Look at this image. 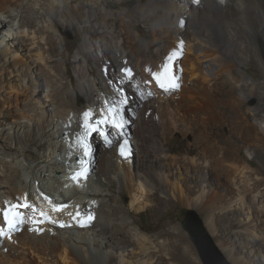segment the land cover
I'll return each mask as SVG.
<instances>
[{
	"label": "bare ground",
	"instance_id": "bare-ground-1",
	"mask_svg": "<svg viewBox=\"0 0 264 264\" xmlns=\"http://www.w3.org/2000/svg\"><path fill=\"white\" fill-rule=\"evenodd\" d=\"M74 1L79 11L86 7V2L83 0ZM188 2L190 1L188 0ZM246 2L247 0H227L226 4H220L215 0H203L200 6L194 7L192 4L184 5L175 0H148L144 4L136 5L134 9L136 15L131 14L130 9L120 10L118 14L122 20L128 22L130 19H126V16L129 18L133 15L145 20L154 19L153 33H162L165 37H172L173 49L168 51H171L176 59L182 56L177 48H186V57L190 61V66L186 70L189 72L191 83L195 84L199 78H202V81L206 83L213 78L209 75L210 73L207 74L206 71L203 73V69L195 64V61H192L194 41H192L193 39L188 42L184 41L189 31L194 37L196 35L204 36V44L196 58L203 57L201 62H206L207 68L214 74L219 75L225 68L229 71V66L235 62L239 63L238 67L244 70L242 67L253 60L258 68L264 71V58L257 46V38L264 37V24L262 28H258L259 25L250 19L254 14L249 9L252 4L257 3L254 4L256 10L260 7L264 10V0H249V6ZM58 3L59 0H0V11L7 13L6 18L0 16V34H2L0 36L2 48L0 62L4 59L7 60L8 55L14 60H22V57H26L32 63L29 69L37 70L39 65L44 64L49 67L50 71L53 70L42 50L45 47L53 51L60 42L57 36V32L60 30L54 19ZM87 3L93 4V0H88ZM13 4H22L24 9L12 12L10 8ZM101 8L102 21H105L107 17L113 18L114 11L107 5L104 4ZM196 8L199 11H196ZM48 9L53 13L50 14L51 11ZM96 16V10L93 7L82 12V31H93L102 36L101 47L116 61L119 73H124L127 83L139 94L140 99L130 104L125 102L117 105L119 113L115 119L116 123L122 127L117 128L108 123L102 125V131L107 134L106 139L105 135L100 132L88 131L86 125L94 123L102 117L107 118L109 113L106 110L113 107L108 104V101L118 96L115 94V90L108 83L104 84L95 79L90 80V70L85 63L78 59V55L74 61L78 77L77 85L88 99L87 106H80L76 102H71L70 106H66V103L73 99L74 95H78L72 79L70 87L58 84L57 80H47L45 97L51 101V104L40 103L41 100L38 99L35 100L36 102L33 101L38 104L21 111L16 123L29 127L25 135L17 127L12 133L6 131V135H10V141L15 138L20 147L14 148L6 140L0 141V223L7 231L20 232L16 237L17 244L6 243L9 252L5 253L0 250V264H57V257H60L66 264H200L198 257L194 255L188 234L179 230L178 225L172 226V221H165L160 229L149 234V231L143 229L138 223L134 224V218L132 221L130 220V216H133L131 211L140 214L146 210L150 205V200L156 195V186H160V188L167 189L164 192L168 193L170 197L164 196L158 197V200L155 199L156 203L153 206L156 212L159 208L158 204H165L170 208L177 204L191 205L195 199L197 204L193 205L206 214L204 225L212 234H215L219 222L226 220L229 213L239 211V208L235 206L237 202L233 204V201H227L228 205L224 206L225 202L222 203V197L213 196L205 188L195 198H192L183 188L185 182L187 183L191 178L195 179L191 167L202 170L200 178L204 180L202 183L206 187L215 186L216 180L223 174L224 176L228 175L230 179L234 178L231 179L232 182L237 181V185L239 184L242 188L238 194L240 203H245L248 191L260 184L263 185L264 176L257 177L255 183L251 182L256 170L248 159H244L241 147L237 146L238 143L230 142V149L234 150L237 154L236 158H240L244 163L241 165L236 162L225 164L226 155L231 156L232 153L227 152L226 155L220 153V145L211 141L213 134L210 137L204 135L208 129L207 121L204 119L195 120V122L193 120L192 122L195 124L191 125L192 123H190L189 125L192 127L187 125L185 130L193 131L197 135L196 146L193 147L190 144L182 153L168 156V152H172L171 147L166 148L165 146L169 138L165 137L166 135L156 134L159 132L160 125L157 124L153 116L146 117L145 110H142L149 106L155 108L151 98L154 97L156 89L164 91L170 86V77L168 79V74L162 73L159 69L163 51L166 48L154 50L150 47L151 42L144 40L140 43L139 48L132 52L130 49L124 48L121 31L115 26H107V29L103 30V27L95 21ZM223 33L226 36H223ZM219 35L223 37H218ZM132 37L129 38L132 39ZM89 48L88 41H86L79 47L78 53H86L85 55L89 58H94L104 75L108 71L114 72V66L109 60L104 63L98 57V52L92 54ZM3 66L0 68L3 69ZM125 68L130 69V73H126ZM168 72L174 71L170 69ZM153 73L156 75L154 76ZM218 75L217 77H219ZM217 77L218 81L220 77L219 79ZM251 79L253 78L249 74H244L241 79L231 78L232 82L240 87L243 99L256 96L255 88L243 89V86L251 83ZM228 82L230 79L227 80ZM97 91H103L104 97L97 94ZM210 92L211 90L205 87L202 92L198 93L208 100L205 103L207 108L202 103L198 105V108L211 110L219 116L220 111L212 103ZM161 93H159L160 102L158 103L164 107L165 116L162 115L164 117L161 116L158 122L167 121L171 129L175 130L180 124H184V119L187 117L183 118V114L176 109L179 105L173 98L168 99L165 104L164 99H161ZM115 100L121 101L122 99L116 98ZM2 106L0 100V108ZM45 109L52 110L50 117L45 115ZM259 110L258 106L249 107V110L245 111V118L249 119L250 114H257ZM37 111H40L42 115ZM235 111H240V108L236 107ZM54 112H58V115L55 116ZM85 112H91L93 115L86 118ZM127 113L135 118L131 126H128L126 121ZM262 121V127L253 121L244 123V130L247 134L252 131L263 134V136L253 137V145L258 149L264 147V119ZM67 130L71 132H67ZM128 133L133 136L138 146V155H135L133 165L126 164L124 161L117 162L116 152L110 150L113 144H117L121 138L127 137ZM163 138L166 139V142L163 141ZM97 139L100 141V147L96 145ZM212 140L214 142L215 139ZM215 142L217 141L215 140ZM32 144H36L38 148L42 149L47 147L49 152L36 155L31 151ZM83 145H87V155ZM194 148L199 149L197 156H193ZM247 152L253 155L251 150ZM34 158H38V161L34 162ZM84 158L90 160L92 175H95L97 180L88 186L85 184L82 190L76 188L72 194H68L66 181L75 175L76 168L81 166ZM157 159L164 163L167 162L169 166L167 167ZM260 166H264V164L260 163ZM181 168L185 171H181ZM260 168L262 169V167ZM211 172L213 173L211 174ZM179 175L186 177L181 178ZM116 183L119 187L114 194L110 191L114 189L113 186ZM252 184L254 185L252 186ZM126 192L130 196L129 207L117 201L119 197L124 201ZM113 200L116 203H113ZM24 204L29 206L23 207ZM12 205L21 206L12 209ZM61 205L66 207L61 209ZM254 209L249 206L248 211L251 215H247L249 220L241 226V230L237 231V236L243 239L249 238L250 234L253 237L251 241L255 244L254 247L258 249L256 255L259 254L264 260V251L256 246L258 241H264V227H261L260 232H255L258 212ZM5 210H9L11 227L5 220ZM17 211L22 213V217L15 216ZM262 212L264 213V211ZM41 213L45 215L42 217ZM154 216H157L155 220L159 222L161 218L159 214L156 213ZM14 220L16 221L14 222ZM18 220L22 222H17ZM25 220L53 222L55 227H59L60 230L53 236L31 234L23 230ZM70 225L82 226L87 229L79 232L66 230ZM177 229L179 242L172 243L173 249L168 248L165 255L159 254L164 252L162 251L163 246L171 244V242H167V239L173 237ZM162 238L165 239L161 240ZM176 244L179 248H176ZM220 247L235 264H249L241 257L235 258L233 249L229 248L225 241H221ZM134 254H137L136 260H133Z\"/></svg>",
	"mask_w": 264,
	"mask_h": 264
},
{
	"label": "rangeland",
	"instance_id": "rangeland-1",
	"mask_svg": "<svg viewBox=\"0 0 264 264\" xmlns=\"http://www.w3.org/2000/svg\"><path fill=\"white\" fill-rule=\"evenodd\" d=\"M83 1L86 2V7L82 8V10L79 11L77 4L74 0H59V3L57 5V9H58L57 14L54 17V19L56 20V24L61 32V33L57 32L58 33L57 36L59 37L60 42L56 45V48L53 51L45 47L42 50L46 56V59L49 61L51 68L53 69L52 71H50L49 67H47L44 64L39 65L37 70L29 69V66L32 65V63H30L29 59L28 58L26 59V57H22V60H16V59L14 60L12 58H9L8 55L7 60L4 59L0 62V67L4 65L3 69L0 68V100L2 101V105H3L2 108H0V141L6 140V142L10 143L14 148L20 147L18 146L15 138L13 141H10V135L7 136L6 131L7 133L8 131H11L12 133L17 127V129H19V131L25 135L29 127L21 123L20 124L16 123V120L19 119L21 111L25 109H29V107L38 104V102L36 104L33 102L35 100L37 101L38 99L41 100L40 103L47 102L48 104H51V101L47 100L45 97V92H47L46 83L47 80L49 79H53L55 81L57 80L58 84H63L64 86L67 85L69 87L71 86L70 83L72 79L74 86L78 91V95H74L73 99H71L69 102L66 103L67 104L66 106H70L71 102L72 103L76 102L80 106H87L88 99L85 93L80 91L77 85L78 77L74 67V61L77 55H78V59L81 60V62L85 63L87 68H89L90 80L95 79L104 84L108 83L109 86L115 90V94L118 95L116 98H118L119 100L122 99L123 101H126V104L139 101L140 99L139 94H137L131 88V86L129 85V83H127V81L124 82V80L122 79V76L117 68L116 61L113 60V58L110 57L109 54L106 53L101 47L100 42L103 41L102 36L100 34L99 35L96 34L93 31L84 32L81 29L82 12L87 10L89 7H93L97 13L95 21L98 22L99 26L103 27V30L107 29V26L110 27L115 26L117 27L118 30L121 31L123 36L124 48L130 49L132 52H135L139 48L140 43L144 40L148 41L149 43L151 42L150 47L154 50L166 48L163 51L164 54L160 62L161 65H159V69L162 73L166 72L168 74L167 76L168 79L170 77L169 79L170 86L168 89H165L164 91H162L159 88L156 89L157 94L155 93L154 97L151 98V100H153L154 102L155 108H152L154 112L152 115H149V117L151 118L153 116L157 124L160 125L159 132H157L156 134L166 135L165 137L169 138L167 143H165V146L166 148L171 147L172 152L171 151L168 152V156L175 153L178 154L182 153L186 149V147L189 146L190 144L193 147L196 146L197 135L193 131L190 130L185 131V130L187 128V125H189L190 123H192L191 125L195 124L194 123L195 120L204 119V121H207L206 123L208 124V129L206 130V133H204V135L210 137V135L213 134V138H211V141L212 143H217V145H220V153L222 154L225 153V155L227 152L232 153L231 156L226 155L227 159L225 158L226 160L225 164L236 162V164L239 163L241 165L244 163L242 160H240V158H236L237 157L236 152L230 149V142L238 143L237 146L241 147L242 149L241 152L242 156L244 157V159H248L253 164L256 170L252 176L251 182L255 183L257 177L264 176V166H260V163L264 164V147L258 149L255 145H253L254 144L253 137L263 136V134L261 132L256 133V131H252L247 134V132L244 130L245 124L249 123L250 121L257 123L262 127V122H263L262 119H264L263 118L264 71L258 68L254 60L251 62L249 61L247 65L243 66L242 68H244V70L241 69V67H238L239 63L238 64L236 62L233 63L231 66H229L230 67L229 71L225 68L224 70H221L219 75L217 74L220 77L219 79V77H217L216 74L211 72L212 70L207 68L206 62L205 63L201 62L203 60V57L196 58L200 48L204 44V36L196 35V37L198 38L197 39L189 31L187 36H185L186 38H184V41L188 42L191 41V39H193L192 41H194L193 42L195 45L194 53L192 54V57L194 58L192 61H195L194 63L203 69L204 71L203 73H205L206 71V73L207 74L210 73L209 75H211V77L213 78V80H210L209 82L207 81L206 83L202 81V78H199V80L196 82L197 84L196 83L194 84L193 82L191 83V81L189 80L190 79L189 72L188 70H186L190 66V61L187 60L186 57L187 56L186 48L176 47L179 53L182 54V56L176 59V57L172 54V52L168 51L169 49H173L172 46L174 43H171L172 37L169 36L165 37L162 33H156V34L153 33L154 19L145 20V19H140L139 16H135L137 14L134 12L136 5L144 4L148 0H127L123 2H120L119 0H99V1L93 0V4L92 3L88 4L87 3L88 0H83ZM175 1L184 5L189 4V6L191 4V2L187 3L188 0H175ZM246 3L249 6V0H247ZM104 4L107 5L108 8L114 11V16L112 19L107 17L105 21H102L101 6H103ZM254 4H252L249 8L254 14L251 15L250 19L253 22H255L257 25H259V27L257 26L258 28H262L264 24L263 22L264 10L261 7L258 10H256ZM23 9L24 7L22 4H13L10 8L12 12L22 11ZM126 9L128 10L130 9L131 10L130 13L135 14L133 16H129V18L128 16H126V19H130L129 22L122 20L118 14L120 10L124 11ZM195 10L199 11L197 8ZM52 13L53 12L51 11L50 14ZM0 16L6 18L7 13H5L4 11H0ZM0 36H2V34H0ZM223 36H226V34H224ZM223 36L219 35L218 37H223ZM105 37L106 40H108L107 36ZM129 37H132V39ZM169 38L171 41L169 40ZM86 41H88V45L90 46L89 50L91 51V53L96 54L98 52L97 54L98 57H100L104 63H106V61L109 60V62L114 66L113 67L114 72L108 71L104 75V72H102V70L100 71V68H98L96 60L94 58H89L87 55H85L86 53L85 54H83L82 52L78 53L79 47L82 44H84ZM257 46L259 48V51L261 52L262 57L264 58L263 36H259L257 38ZM217 48L220 50L218 46ZM1 50L2 48L0 46V52H1L0 54L2 55ZM170 69L176 73L174 74V72L172 73L168 72ZM176 74L178 75L176 76ZM244 74H249V76H251L253 79L250 80L251 83L249 84L247 83L248 85L243 86V89L249 90L255 88L254 89L256 91L255 97L243 99L241 96L240 87H238L237 84L232 82L231 80L232 77L241 79V77H243ZM216 77L219 79L218 81ZM228 79H230V82L227 83ZM205 87L208 90H211L210 98L212 100V103H214L217 109L220 111L219 116L215 115L216 113H214L211 110L198 108V105H200V103H202L203 106L205 105V108H207L206 107L207 105L205 103H207L208 100H206V98H204L203 95L200 94L198 95V93L202 92V90ZM169 89L170 91H168ZM159 93L162 94L161 99H164L165 104H167L168 99L170 100L173 98L175 100V103L179 105L178 106L179 108L177 107L176 109L179 111V113L181 112L183 114V118L187 117L184 119V124L183 125L180 124L179 127H177L175 130L171 129L167 121L166 122L164 121L163 123L158 122L160 117L164 115L163 113L164 107L158 103L160 102ZM97 94H99L101 97H104L105 93L103 91H97ZM116 98L113 97L111 100L108 101V104L113 105L112 102H115ZM257 106L260 108L259 112L257 114L256 113L250 114L249 119H246L245 111H248L249 107L254 108ZM236 107L240 108V111L236 112L235 111ZM150 108L151 107L149 106L142 108V110L143 111L145 110L144 113H146L147 109ZM63 110L65 111L67 109H63ZM185 110L187 111L185 112ZM34 112L36 113V111ZM37 113L41 114L40 111H37ZM50 113H52V110L45 109V115L50 117ZM157 113L158 116L156 115ZM54 115L55 116L58 115V112L56 113L54 112ZM193 120L194 122H192ZM126 121L129 124L128 126H131L134 123L135 118L131 116L130 113H127ZM191 125H189L190 128L192 127ZM212 139H215L217 142H215V140L213 142ZM163 141L166 142V139L163 138ZM96 145L97 146L99 145L100 147V141L98 139ZM133 146H134V158H135V155H138V146L136 145L135 139H133ZM198 150H199L198 148H194L193 156H197ZM248 150H251L253 155H250V152H247ZM31 151L34 152L36 155L49 152L47 147H45L44 149L38 148L36 144H32ZM33 161L34 162L38 161V158H34ZM157 161L164 163L160 159H157ZM164 164L167 165V167L169 166L167 162H165ZM259 166L262 167V169ZM191 169L193 171L192 174L194 175L195 179L189 178L190 180H188L187 183L185 182L184 184L185 186H183V188L191 195L192 198H195L198 195V193L201 190H203V188H205L207 189V191L209 190L213 196L222 197L223 198L221 199L222 203L225 202L223 203L224 206H227L229 201H233V204L237 202L235 206L239 208V211L236 213L232 211L234 214L229 213L228 218L226 220H224L223 222H219L217 232L215 234H212L205 225L206 229L211 233L213 239L215 240L219 248L221 249L220 243L223 240L225 241L227 246H229V248L233 249L235 258L241 257L243 261H246L249 264H264L263 258L260 257L259 254L256 255L258 249L254 247L255 244L251 241L253 240V237L250 234H249V238L247 237L243 239L238 238L237 236V231L241 230L242 229L241 226L244 225L249 220L247 217V215H251L248 211L249 206H252L253 209L257 208L256 210L255 209L254 210L258 212L257 213L258 220L255 222V232L256 233L260 232L261 227L262 226L264 227V213L262 212L264 211V209H262V207H264V183L263 185L260 184L256 186L254 189L248 191L246 193L245 203H240L238 201V194L240 193L242 188L240 187L239 184L237 185V181L235 182L233 181L234 183L232 182L231 179L234 178L230 179L228 175L224 176L223 174L218 180H216L215 186L211 184L212 186L206 187L205 184L202 183V181L204 180L200 178L202 170H197L194 167H191ZM181 171H185V170L181 168ZM212 173L213 172H211V174ZM179 177L182 178L186 176L179 175ZM253 185L254 184H252V186ZM118 187L119 186L116 183L113 186L114 189L110 192L115 194V192H117L118 190ZM164 191H167V189L160 188V186H156L155 188L156 195L153 196L152 199L150 200L149 202L150 205L147 207V209L140 214L136 213L135 211H131V214L133 216L132 217L130 216V220L132 221L134 218L135 219L134 224L138 223L143 229L149 231V234H152L153 231L160 229L165 223V221H172L173 224L172 226L178 225L179 226L178 229L180 228L179 230H183L186 234H188L187 236L193 248L194 255L198 257L200 264H205L199 254L198 248L195 243L194 235L185 226V222L190 212H195L197 216L202 221H204L203 223L205 224V217H206L205 212L200 211V209L197 206L193 205V204H197V200L195 199L192 201L191 205L182 206L181 204H177L176 206L170 208L165 204H158L159 208L157 209L156 212L153 205L156 203V200H158V197H164V196L170 197V195H168V193ZM123 199L124 201H122V199H120L119 197L117 201L123 204L124 206L129 207L128 201L130 199V196L128 192H126ZM113 203H116V201L113 200ZM154 213L159 214V216L161 217L159 222L155 220L157 216H154L155 215ZM15 221L16 220H14V222ZM178 229L175 230V234L173 235V237L171 236L169 240L167 239V242H171V244H168V246H163L162 251L164 252L163 253L160 252L159 254L165 255L166 254L165 252L168 251L167 250L168 248L173 249L172 245L179 242V236L177 235ZM163 239L165 238H162L161 240ZM256 244L257 247H259L261 250L264 251V241L262 240L260 242L258 241V243ZM176 248H179L177 244H176ZM221 251L230 264H235L231 258L227 257V255L223 250ZM134 255L135 256L133 257V260H136L138 258L137 254ZM171 261H173V259H171ZM56 263L66 264L60 257H57Z\"/></svg>",
	"mask_w": 264,
	"mask_h": 264
},
{
	"label": "water",
	"instance_id": "water-1",
	"mask_svg": "<svg viewBox=\"0 0 264 264\" xmlns=\"http://www.w3.org/2000/svg\"><path fill=\"white\" fill-rule=\"evenodd\" d=\"M185 226L194 235L199 254L205 264H230L195 212L188 214Z\"/></svg>",
	"mask_w": 264,
	"mask_h": 264
},
{
	"label": "snow or ice",
	"instance_id": "snow-or-ice-1",
	"mask_svg": "<svg viewBox=\"0 0 264 264\" xmlns=\"http://www.w3.org/2000/svg\"><path fill=\"white\" fill-rule=\"evenodd\" d=\"M124 71L126 73H130L131 70L125 68ZM153 75L155 76L156 73H153ZM161 87H163V84H161ZM125 102L126 101H122V100L121 101L112 102L113 107H111V108L106 110L109 113L107 118H103L102 117L101 119L96 120L94 123L87 124L86 127H87L88 131H90V132H100L102 135H105V138L107 139V134L102 131V127L101 126L104 125L105 123H108V124H111L112 126L117 127V128L122 127L120 124L116 123L115 117L119 113V107L117 105L125 103ZM91 115H93L91 112H85L84 113V116L86 118L90 117ZM108 142L111 143V141H108ZM83 147L85 149V154L87 155L88 154L87 153V145H83ZM121 152H122V154H124L123 153V147L121 148ZM81 176L86 179L87 178L86 171L77 173L76 175L73 176V179H77L78 180ZM20 206L21 205H12L11 208L15 209V208H18ZM22 206L23 207H28L29 205L24 204ZM64 207H66V206L65 205H61L60 206L61 209L64 208ZM44 215H45L44 213H41L42 217ZM78 215H79V213H78ZM15 216L16 217H22V213L17 211V212H15ZM4 217H5V220H7L9 222V225L11 227L12 226V221L9 220V210H5L4 211ZM89 219H91V217H89ZM17 222H22V221L18 220ZM2 234H5V233L3 232V229L0 228V235H2Z\"/></svg>",
	"mask_w": 264,
	"mask_h": 264
},
{
	"label": "clouds",
	"instance_id": "clouds-1",
	"mask_svg": "<svg viewBox=\"0 0 264 264\" xmlns=\"http://www.w3.org/2000/svg\"><path fill=\"white\" fill-rule=\"evenodd\" d=\"M215 1H216V0H215ZM191 4H192V3H191ZM147 111H148V109H147ZM147 111H146V112H147ZM153 112H154V111H153ZM157 114H158V113H157ZM145 116H146V113H145ZM133 139H134V138H133ZM133 139H132V141H133ZM110 150L112 151V149H110ZM133 153H134V150H133Z\"/></svg>",
	"mask_w": 264,
	"mask_h": 264
}]
</instances>
